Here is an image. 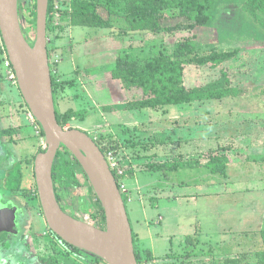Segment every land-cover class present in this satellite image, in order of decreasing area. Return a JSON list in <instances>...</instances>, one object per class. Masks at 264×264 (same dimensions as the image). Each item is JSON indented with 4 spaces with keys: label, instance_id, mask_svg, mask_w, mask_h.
Instances as JSON below:
<instances>
[{
    "label": "rangeland",
    "instance_id": "obj_1",
    "mask_svg": "<svg viewBox=\"0 0 264 264\" xmlns=\"http://www.w3.org/2000/svg\"><path fill=\"white\" fill-rule=\"evenodd\" d=\"M21 1V23L32 43L36 37V20L30 16L34 3ZM56 1L62 10L70 9L72 0ZM242 4L243 0H237L218 5L215 20L209 26L208 43L209 47L223 51L239 50L237 57L223 65L234 86L249 90L248 96L239 98L144 109L136 114L124 109L129 102L141 100L143 95L140 89L127 88L112 79L110 69L116 59L142 62L159 53L172 54L177 42L192 39L191 31L132 32L126 31V24L120 21L111 29L77 27L78 35L84 33V36L75 42L70 39V26L65 27L67 20L61 17L54 24L64 26V30H56L47 38V47L54 49L51 62L54 59L58 62L52 74L59 82H71V85L56 88L54 94L59 114L67 111L76 114L62 127L83 130L109 149L107 157L114 158V169L117 167L119 174L124 175L120 185L130 198L126 208L131 207L134 190L146 203L157 193L169 195L167 191L173 190L180 194L179 198L166 200L160 206V210L172 207L174 211H162V222L151 224L150 233L145 227L141 236L147 247L152 236L155 243H163L161 248L168 247L163 240L168 236L173 237L174 248L187 243L193 250L185 256L188 260L166 264H222L227 258L239 259L237 264H257V252L264 250L261 237L264 232V163L254 161L255 156H264V94L257 92L264 86V41L252 30H240ZM85 53H91L96 63L106 64V67L110 64L109 73L106 67L93 72V68L84 65ZM65 60L71 65L63 70ZM79 64L83 67L80 70L72 68ZM219 76L220 69L209 66L184 67L187 89L206 85ZM0 81H7L1 69ZM14 86L17 90V84ZM22 107L24 110L15 112L0 108L3 123L0 124V187L5 199L18 208L21 216L17 218V228L8 234L6 246L0 244V264H44L50 258L63 264H94L91 254L72 250L60 242L33 201L34 155L44 151L46 145L31 118L26 115L23 119V115L29 113L25 105ZM6 123H10L11 128L8 136L2 133L7 128ZM113 146L114 149H110ZM222 155L229 160L225 175L213 174L205 167L182 168L175 172L157 170L171 158L205 164L212 157ZM15 162H21L22 180L19 190L10 193L5 190L4 181L6 172ZM88 186V182H84L81 188L65 190L63 201L77 219L99 228L98 204ZM137 186L139 190L135 189ZM155 215L154 218L157 213ZM10 230V227L6 229ZM136 247L141 254V248ZM158 248L155 253L160 256L163 252ZM145 256L141 254V258Z\"/></svg>",
    "mask_w": 264,
    "mask_h": 264
},
{
    "label": "trees",
    "instance_id": "obj_2",
    "mask_svg": "<svg viewBox=\"0 0 264 264\" xmlns=\"http://www.w3.org/2000/svg\"><path fill=\"white\" fill-rule=\"evenodd\" d=\"M33 10L30 16L36 20L35 0H32ZM237 0H72L69 10H63L61 16L67 19V26L111 29L115 23L120 21L126 24V31L160 33L162 31L172 33L175 31H191L192 39L177 42L172 54L159 53L157 56L146 59L142 62H133L127 58H117L110 69L113 80H118L127 88H138L142 91L143 98L138 101L129 102L125 110H144L162 107L191 105L203 103L211 100L233 99L248 96L249 90L240 86H234L228 73L223 69L226 62L233 60L239 53L238 49L229 51L219 50L217 47H209L210 28L215 20L218 5L225 3H235ZM22 1L18 2L19 18ZM53 0H49L46 18V34L54 33L56 30L63 31L64 26H56L53 22ZM239 28L242 32L252 30L256 36L264 41V0H243L239 16ZM21 23V19H20ZM22 26V23H21ZM23 28V26H22ZM50 69L54 70L51 60L54 49L47 47ZM186 65L209 66L213 69H220L218 79L206 85L187 89L184 85V67ZM53 96L58 87L63 88L65 84L71 82H59V78L51 74ZM259 94H264V86L257 89ZM26 106V105H25ZM111 108H108V110ZM56 120L62 127L70 118L75 117V113L67 111L59 114L56 110ZM40 135L44 137L38 125ZM8 133V132H6ZM96 142V141H95ZM100 151L106 159L108 148H103L96 142ZM113 146L110 149H114ZM254 161L263 162L264 156H255ZM229 160L227 156L212 157L207 163L202 164L194 160L169 159L158 167L159 171H177L182 168L205 167L213 174H226ZM118 188L120 189V179L116 171L112 170ZM22 172L20 163L12 165L8 171L6 187L11 192H16L20 188ZM52 180L54 184L62 190L67 188H77L82 186L88 179L79 163L72 154L65 148L57 153L52 167ZM88 189L92 193L93 200L98 204V220L105 225V217L93 190L88 182ZM121 192V191H120ZM122 199L126 205L129 196L121 192ZM60 202L62 197L57 195ZM33 201L40 207L37 190H34ZM127 209V208H126ZM128 213V212H127ZM130 220V219H129ZM131 223V222H130ZM55 235V234H54ZM56 236V235H55ZM135 257L137 264L144 261H152L154 258L147 250H142L141 254L146 255L141 258L134 240ZM57 237V236H56ZM264 246V232L261 234ZM60 242L78 250L57 237ZM189 239V238H188ZM66 259V255L62 254ZM93 256V255H92ZM94 257V264H106L100 258ZM257 264H264V250L256 254ZM44 262V261H43ZM239 259H225L222 264H237ZM44 264H63L56 258L45 260Z\"/></svg>",
    "mask_w": 264,
    "mask_h": 264
},
{
    "label": "water",
    "instance_id": "obj_3",
    "mask_svg": "<svg viewBox=\"0 0 264 264\" xmlns=\"http://www.w3.org/2000/svg\"><path fill=\"white\" fill-rule=\"evenodd\" d=\"M19 0H0V37L13 68L18 90L44 133L46 149L35 156L33 173L47 227L68 245L106 264H137L126 206L107 160L95 140L80 129H64L56 120L47 53L46 18L49 0H35L36 37L30 42L19 18ZM81 166L103 209L100 229L65 213L56 199L52 167L60 147ZM15 208L0 196V233L14 223Z\"/></svg>",
    "mask_w": 264,
    "mask_h": 264
},
{
    "label": "crops",
    "instance_id": "obj_4",
    "mask_svg": "<svg viewBox=\"0 0 264 264\" xmlns=\"http://www.w3.org/2000/svg\"><path fill=\"white\" fill-rule=\"evenodd\" d=\"M68 31H69V34L71 37L70 39L72 41H75V42H76V40H79V38H82L84 36V33L83 34L81 33V35H78V33H80V32L77 30V27H70L68 29ZM93 54H94V52H93ZM91 55H92L91 53H89L88 55L86 54V60H85L84 65H87L90 68H93L94 69L93 72H98L100 69H102V67L103 68L106 67V64L103 65L102 63L101 64L96 63L97 60L94 59ZM75 62H76V60H75ZM69 64H70L69 61L65 60L63 62L62 69L65 70L66 68L70 67L71 64L70 65ZM72 68L80 70L83 67H82V65L79 64V65L72 67ZM109 68H110V64H108L106 67L107 72H108ZM0 104H1L0 108L9 109L13 112L17 111L18 109L24 110V108L22 107V105H24V102H23L22 96L18 90V87L16 90V87L12 83H9L7 81H0ZM132 111L135 114L138 113V110H132ZM26 115L29 116V114H24L23 119H26ZM166 187H169V184H166ZM137 188H140V187L137 186L135 189H137ZM174 188L175 187H173V189ZM137 190H139V189H137ZM133 193L134 194H132L133 198L131 201V207L127 208V212H128V216H129V219L131 222V228H132V233L134 235L135 245L139 246V248H141L142 250L149 251L151 253V255L157 259H165L166 258V259H168V261L170 263L173 261H178V260L184 261L186 259L185 256L188 253H190V254L193 253V250H191L189 248L187 243H184V246L181 248H174L171 244L173 237L170 238L167 236L166 238H163V240L169 246L165 247V248H161L163 243H162V245H160L159 243L158 244L155 243V241L153 240V236L150 239V241H151L150 247L143 245V242L141 240V236L143 234V229L145 227H146V230L148 228V232L150 233L149 226L151 224H160L162 222L163 218L160 215V214H162V211H164V212L174 211V209L172 207H164L163 209L160 210L161 204L165 203L166 200H167V202H170V199H172L171 201H174L176 198H179L180 194L174 193L173 190L170 192L167 191V193H169V195H165V194L159 195L157 193V195L155 196L154 199H151L148 201V203H146L144 201V198L139 194L138 191L134 190ZM156 213H157V217L154 218V215ZM165 216H167V215L165 214ZM185 242H186V240H185ZM156 248H158V250L160 249L163 252V253H161L160 256H158L155 253ZM186 260H188V259H186Z\"/></svg>",
    "mask_w": 264,
    "mask_h": 264
},
{
    "label": "flooded vegetation",
    "instance_id": "obj_5",
    "mask_svg": "<svg viewBox=\"0 0 264 264\" xmlns=\"http://www.w3.org/2000/svg\"><path fill=\"white\" fill-rule=\"evenodd\" d=\"M5 49V48H4ZM4 49L2 48V50L0 51V69H1V71H2V74H3V76L6 78V80H7V82H9V83H12L13 85H16L17 83H15V81L13 80L12 81V79H10V77H9V75H10V72H12V73H14V71H13V68H12V66H11V64H10V67L9 68H7V66L5 65V57L7 56V53H6V50H5V52H4ZM54 97V96H53ZM23 99V98H22ZM24 102V101H23ZM55 102V101H54ZM24 105H25V103H24ZM25 108L27 109V111H28V113H30L29 112V110H28V108H27V106H25ZM9 110V109H8ZM11 111V110H10ZM5 122H6V120H5ZM35 123H36V125H37V122L35 121ZM0 124L1 125H3V123L2 122H0ZM10 123H6V127L7 128H5L4 130H2L3 132V134L4 135H6V136H8V135H10L11 134V128H10V126L8 127V125H9ZM37 128H38V126H37ZM39 130V129H38ZM6 132H8V133H6ZM40 133V132H39ZM93 138V137H92ZM95 140V139H94ZM25 142V141H24ZM23 142V143H24ZM45 143V145H46V142H44ZM64 147L63 146H61L60 147V149H59V151L58 152H60V151H62V149H63ZM40 152H42V151H38L35 155H34V159H35V156L38 154V153H40ZM55 161V160H54ZM16 163V162H15ZM15 163H13V164H15ZM17 163H21V162H17ZM12 164V165H13ZM12 167V166H11ZM10 167V168H11ZM20 167H21V164H20ZM10 168H9V170H10ZM8 170V171H9ZM8 171L6 172V177H5V181H4V187H5V190L7 191V192H10V193H14V192H11V191H9L8 189H7V187H6V179H7V177H8ZM35 178V177H34ZM53 185H54V191H55V195H56V199H57V195H60L61 197H62V200L59 202L58 201V199H57V201H58V203H59V206L61 207V209L65 212V213H67L68 215H70V216H72V217H75L76 218V216H75V214L73 215V211L72 210H68L67 208H66V206H65V203H64V201H63V192L65 191V190H67V189H71V188H67V189H65V190H62V189H60L59 187H58V185L57 184H54L53 183ZM82 186H80V187H77V188H81ZM0 196H1V203L3 204V205H7V204H10V205H13V207L15 208V219H14V223L11 225V230L10 231H3V232H1L0 233V244L2 245V246H6V241H8L9 240V238H10V235H8L10 232H12V230L14 229V228H17V226H16V222H17V218H18V216H20V214L18 213L19 212V210H18V208L12 203V202H9V201H7L6 199H5V195H4V193H3V191H2V189H1V187H0ZM42 212V211H41ZM21 217V216H20ZM19 217V218H20ZM77 219V218H76ZM104 227H105V225H103L102 224V222H101V224L99 225V228L100 229H104ZM79 250V249H78ZM79 251H81V250H79ZM85 253V252H84ZM83 252H82V255L85 257L87 254H84ZM86 257H88V256H86ZM90 258H91V256H90ZM92 258H93V260H94V257L92 256Z\"/></svg>",
    "mask_w": 264,
    "mask_h": 264
},
{
    "label": "built area",
    "instance_id": "obj_6",
    "mask_svg": "<svg viewBox=\"0 0 264 264\" xmlns=\"http://www.w3.org/2000/svg\"><path fill=\"white\" fill-rule=\"evenodd\" d=\"M53 9H54V11H53V22L55 23V21H57V20H59L62 16H61V12L63 11L62 10V8H60V6H59V4H58V1H56V0H53ZM0 39H1V37H0ZM1 42H2V40H1ZM2 48L4 49V45H3V42H2ZM4 52H5V49H4ZM52 64L54 65V70H51L50 69V71H51V74H52V72L53 71H55V68H56V66H57V64H58V62L57 61H55V59L52 61ZM5 65L7 66V68H9L10 67V62H9V60H8V57L6 56L5 57ZM50 66V65H49ZM9 77H10V79H12V80H16V77H15V74L14 73H12V72H10V75H9ZM29 117L31 118V120L35 123V120H34V118L32 117V115L29 113ZM36 124V123H35ZM43 144L45 145V143L43 142ZM111 155V154H110ZM106 160H107V162H108V164H109V167H110V169H111V171L112 170H114V171H116L117 172V174L119 175V176H121V174H119L120 172L119 171H117L118 169H117V167L114 169V167H113V165H114V158H112V157H107V155H106ZM123 194L126 192V190H125V188H124V186L122 185H120V189H119ZM120 192V193H121ZM125 195H127V194H125ZM129 200H130V198H129ZM128 200V201H129ZM132 201V200H131ZM166 263H170L167 259H154V260H152V261H144V262H141L140 264H166Z\"/></svg>",
    "mask_w": 264,
    "mask_h": 264
}]
</instances>
